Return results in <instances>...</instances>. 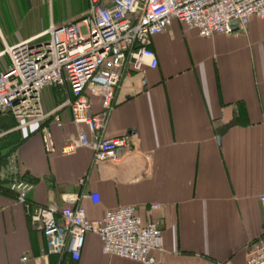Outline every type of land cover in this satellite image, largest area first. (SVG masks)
I'll return each instance as SVG.
<instances>
[{
  "label": "crops",
  "instance_id": "crops-1",
  "mask_svg": "<svg viewBox=\"0 0 264 264\" xmlns=\"http://www.w3.org/2000/svg\"><path fill=\"white\" fill-rule=\"evenodd\" d=\"M30 16L0 7V48L46 31L40 24L29 28ZM249 21L235 35L210 39L172 21L152 37L157 67L128 66L115 90L105 137L130 139L118 162L95 165L85 148L61 153L79 130L67 109L58 113L61 127L51 120L37 125L50 131L51 154L34 124L0 114L1 184L30 182L28 203L52 204L59 221L61 211L80 205L89 220L135 207L143 224L160 227L156 264H246L264 221V20ZM39 97L45 114L71 98L66 86L45 88ZM90 103L92 113L100 112L97 96ZM154 204L160 207L149 210ZM82 243L78 261L68 254L43 258L42 231L14 195L0 193V264H136L104 256L94 234Z\"/></svg>",
  "mask_w": 264,
  "mask_h": 264
},
{
  "label": "built area",
  "instance_id": "built-area-1",
  "mask_svg": "<svg viewBox=\"0 0 264 264\" xmlns=\"http://www.w3.org/2000/svg\"><path fill=\"white\" fill-rule=\"evenodd\" d=\"M87 11L80 19L60 26L50 25L45 32L12 46H5L8 66L0 73V114H9L19 124L36 126L46 153L55 152L50 131L38 126L51 120L61 127L59 112L67 109L76 136L61 147L69 155L85 148L93 153V164L118 162L129 149V137L106 138L105 132L114 109V95L128 66L140 71L155 69L157 59L150 49L152 37L166 33L172 21L202 39L214 35H235L249 20H264V0H86ZM236 24L233 26V24ZM28 69L31 78H28ZM71 98L45 114L40 93L49 87H64ZM90 95L97 96L100 112L92 113ZM83 128V129H82ZM85 178L79 179V186ZM33 184L20 180L10 184L16 203L23 206L31 225L45 239V256L68 254L78 261L84 236L94 234L101 252L140 264H156L155 253H163L160 227L143 224L135 207H118L99 220H89L77 206L58 214L52 205H31L27 201ZM98 203L97 194L86 195ZM263 205L264 194L259 197ZM157 204L149 210H157ZM23 259V258H22ZM25 260V259H23ZM246 264H264V221L261 234L251 244Z\"/></svg>",
  "mask_w": 264,
  "mask_h": 264
},
{
  "label": "rangeland",
  "instance_id": "rangeland-1",
  "mask_svg": "<svg viewBox=\"0 0 264 264\" xmlns=\"http://www.w3.org/2000/svg\"><path fill=\"white\" fill-rule=\"evenodd\" d=\"M0 4L1 11L4 14L31 15L29 28L37 27L40 24L46 29L49 28L50 23L54 26H60L65 22L67 23V21H74L76 17L81 16L80 13L83 8L84 11L87 8L86 0H27L23 2L19 0H0ZM3 50L4 48H0V54ZM7 66L8 58L6 55L0 56V73Z\"/></svg>",
  "mask_w": 264,
  "mask_h": 264
},
{
  "label": "trees",
  "instance_id": "trees-1",
  "mask_svg": "<svg viewBox=\"0 0 264 264\" xmlns=\"http://www.w3.org/2000/svg\"><path fill=\"white\" fill-rule=\"evenodd\" d=\"M4 115H7V116H9L11 119H13L9 114H7V113H5ZM14 120V119H13ZM15 121V120H14ZM23 180V179H22ZM1 183H3V182H0V193L1 194H5L6 192H10L12 195H14V197L16 198V195H15V193H13V192H11L10 191V189H6L4 186H3V184H1Z\"/></svg>",
  "mask_w": 264,
  "mask_h": 264
},
{
  "label": "bare ground",
  "instance_id": "bare-ground-1",
  "mask_svg": "<svg viewBox=\"0 0 264 264\" xmlns=\"http://www.w3.org/2000/svg\"><path fill=\"white\" fill-rule=\"evenodd\" d=\"M27 71H28V78H31V70L28 69Z\"/></svg>",
  "mask_w": 264,
  "mask_h": 264
},
{
  "label": "water",
  "instance_id": "water-1",
  "mask_svg": "<svg viewBox=\"0 0 264 264\" xmlns=\"http://www.w3.org/2000/svg\"><path fill=\"white\" fill-rule=\"evenodd\" d=\"M236 24L234 23L233 26H235Z\"/></svg>",
  "mask_w": 264,
  "mask_h": 264
}]
</instances>
